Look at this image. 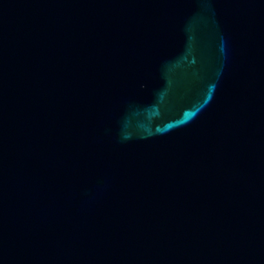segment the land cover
Wrapping results in <instances>:
<instances>
[{
    "label": "water",
    "instance_id": "1",
    "mask_svg": "<svg viewBox=\"0 0 264 264\" xmlns=\"http://www.w3.org/2000/svg\"><path fill=\"white\" fill-rule=\"evenodd\" d=\"M0 264H264V0H0Z\"/></svg>",
    "mask_w": 264,
    "mask_h": 264
}]
</instances>
